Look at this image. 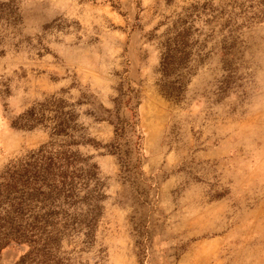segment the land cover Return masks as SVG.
I'll return each mask as SVG.
<instances>
[{
  "label": "rangeland",
  "instance_id": "1",
  "mask_svg": "<svg viewBox=\"0 0 264 264\" xmlns=\"http://www.w3.org/2000/svg\"><path fill=\"white\" fill-rule=\"evenodd\" d=\"M183 30L172 102L160 61ZM53 95L99 144L80 151L105 200L92 244L65 238L48 264H264V0H0V172L48 142L11 122ZM28 253L12 244L0 264Z\"/></svg>",
  "mask_w": 264,
  "mask_h": 264
},
{
  "label": "trees",
  "instance_id": "2",
  "mask_svg": "<svg viewBox=\"0 0 264 264\" xmlns=\"http://www.w3.org/2000/svg\"><path fill=\"white\" fill-rule=\"evenodd\" d=\"M186 36L183 30L164 41L160 61L163 83L159 89L172 102L183 99L189 74ZM129 98L138 99V95L134 93ZM78 118L67 99L53 95L11 122L15 129H43L49 138L0 172V254L12 244L26 245L29 253L19 264L30 257L37 264H48L65 238L81 235L85 245L92 244L95 238L105 187L98 166L80 147L99 144L84 134ZM125 131L120 123L114 124V141L107 147L127 172L129 161L119 157Z\"/></svg>",
  "mask_w": 264,
  "mask_h": 264
}]
</instances>
